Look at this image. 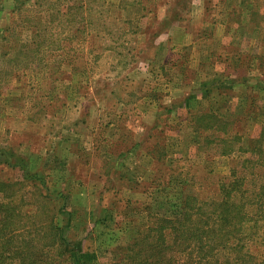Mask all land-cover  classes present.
<instances>
[{
	"label": "rangeland",
	"instance_id": "obj_1",
	"mask_svg": "<svg viewBox=\"0 0 264 264\" xmlns=\"http://www.w3.org/2000/svg\"><path fill=\"white\" fill-rule=\"evenodd\" d=\"M262 171L264 0H0V202L18 260L194 264L221 200L264 214ZM185 214L198 231L173 239L161 220ZM244 241L252 259L221 264H264V238Z\"/></svg>",
	"mask_w": 264,
	"mask_h": 264
},
{
	"label": "trees",
	"instance_id": "obj_2",
	"mask_svg": "<svg viewBox=\"0 0 264 264\" xmlns=\"http://www.w3.org/2000/svg\"><path fill=\"white\" fill-rule=\"evenodd\" d=\"M221 141H224L223 137ZM3 162L10 167H17L25 179L35 180L37 178L36 175L38 174L32 173L27 168V161L15 153L6 152ZM260 175L264 176V171ZM40 177L38 176L41 184H43L44 180L41 179L43 177ZM229 199L221 200L218 211H211L210 222L207 221L204 224L205 227L200 228L204 232V238H201L196 246L197 259L193 260L194 264H221L220 259L222 257L226 259V263L234 259L238 261L245 256L252 259L251 254L248 252H241L245 243L244 238L246 241L251 240L253 242H258L264 238V214L257 212L252 214L250 212L238 213L234 209L238 207L237 202H230ZM189 201L190 198L185 197L184 205L189 206ZM198 209L201 210L202 207L200 206ZM9 210H11L9 207L3 206L0 202V264H40L35 254L30 256L27 263H24L23 259H19L21 262L17 259L25 255H22V248L17 244L18 232L16 222L13 220L16 212L14 211L11 216H5ZM204 214L209 217L207 212H204ZM161 221L172 224L171 234L173 239L178 238V234L184 235L187 239L189 236L193 237L195 232L198 231L197 226H193L196 221L192 219V214H185L180 218L177 217L175 221L166 218ZM249 224L250 226H248ZM232 251H236L237 256L231 258ZM250 259H244L243 263L248 264Z\"/></svg>",
	"mask_w": 264,
	"mask_h": 264
},
{
	"label": "crops",
	"instance_id": "obj_3",
	"mask_svg": "<svg viewBox=\"0 0 264 264\" xmlns=\"http://www.w3.org/2000/svg\"><path fill=\"white\" fill-rule=\"evenodd\" d=\"M246 40V39H245ZM242 42V41H241ZM247 44H248V41H244V43L242 42L241 44H240V48L243 50V51H246V54L248 55V53H251L253 50H252V47L254 46V42H253V40H251V44H252V47H251V45L249 46V44H248V46H247ZM239 46V45H238ZM247 47V48H246ZM210 51V53H212V51H214L213 49L212 50H209ZM240 62V61H239ZM222 73H223V71H222ZM225 74V73H224Z\"/></svg>",
	"mask_w": 264,
	"mask_h": 264
}]
</instances>
